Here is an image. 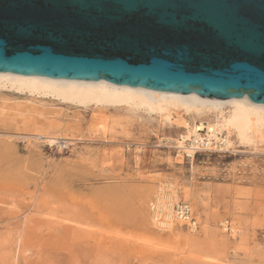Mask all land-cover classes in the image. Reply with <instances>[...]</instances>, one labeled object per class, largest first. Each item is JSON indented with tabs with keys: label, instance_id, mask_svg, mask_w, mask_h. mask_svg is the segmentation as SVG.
<instances>
[{
	"label": "rangeland",
	"instance_id": "rangeland-1",
	"mask_svg": "<svg viewBox=\"0 0 264 264\" xmlns=\"http://www.w3.org/2000/svg\"><path fill=\"white\" fill-rule=\"evenodd\" d=\"M5 89L22 113L0 120V264H264V137L185 158L176 125L106 109L103 132L94 109ZM173 190L195 230L152 223Z\"/></svg>",
	"mask_w": 264,
	"mask_h": 264
},
{
	"label": "water",
	"instance_id": "water-1",
	"mask_svg": "<svg viewBox=\"0 0 264 264\" xmlns=\"http://www.w3.org/2000/svg\"><path fill=\"white\" fill-rule=\"evenodd\" d=\"M0 72L264 104V0H0Z\"/></svg>",
	"mask_w": 264,
	"mask_h": 264
},
{
	"label": "bare ground",
	"instance_id": "bare-ground-1",
	"mask_svg": "<svg viewBox=\"0 0 264 264\" xmlns=\"http://www.w3.org/2000/svg\"><path fill=\"white\" fill-rule=\"evenodd\" d=\"M3 88L32 97L55 99L77 108L94 109L96 112L91 116L90 128L103 132L111 127L107 116L100 114L106 109L123 110L137 119L145 115L162 125H176L185 133L180 134L182 140L176 138L178 147H184L183 140L200 138L199 131H205L206 137L213 140H217L218 134L224 132V146L221 148L228 150L230 147L255 148L264 137V104L253 103L245 97L211 99L199 97L194 93L180 94L101 81L66 80L0 72V89ZM9 105L5 99H0V120L11 115L17 117L22 113H19L20 105ZM28 108L29 114H42L34 105H29ZM204 118L207 120L204 121ZM190 119L193 120L192 124ZM195 120L199 123L194 122ZM52 139L48 140L53 142ZM174 191L170 195H162L164 200L158 201L159 211L157 208L151 216L152 223L160 228L170 229L176 222L171 209L177 196Z\"/></svg>",
	"mask_w": 264,
	"mask_h": 264
},
{
	"label": "built area",
	"instance_id": "built-area-1",
	"mask_svg": "<svg viewBox=\"0 0 264 264\" xmlns=\"http://www.w3.org/2000/svg\"><path fill=\"white\" fill-rule=\"evenodd\" d=\"M201 134L200 138L193 140L186 139L183 140L184 147H178L176 144L174 145V148L176 150L177 155H182V157L185 158H192L194 155L200 152H207V151H224L223 149L220 150L221 147L224 146V137L225 133L221 132L218 134V139H208L205 135V131H199ZM178 140H182L180 137V134L176 137ZM214 148V149H213ZM213 149V150H212ZM228 150V149H226ZM157 206L154 207L155 211L157 210ZM172 212L175 216V218L183 221V224L190 228L191 230H195L197 228V221L195 219V216L193 215L191 206L189 203L185 201H178L172 205ZM159 211V208H158ZM229 225H225L227 228Z\"/></svg>",
	"mask_w": 264,
	"mask_h": 264
}]
</instances>
